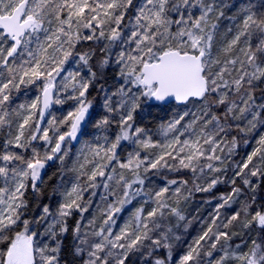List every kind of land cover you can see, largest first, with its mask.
<instances>
[{
	"label": "snow or ice",
	"instance_id": "6c2138e0",
	"mask_svg": "<svg viewBox=\"0 0 264 264\" xmlns=\"http://www.w3.org/2000/svg\"><path fill=\"white\" fill-rule=\"evenodd\" d=\"M0 264H264V0H0Z\"/></svg>",
	"mask_w": 264,
	"mask_h": 264
},
{
	"label": "trees",
	"instance_id": "16d2710c",
	"mask_svg": "<svg viewBox=\"0 0 264 264\" xmlns=\"http://www.w3.org/2000/svg\"><path fill=\"white\" fill-rule=\"evenodd\" d=\"M97 110H99V106H97ZM150 116H149V122L152 124H156L161 120H164L169 117V112L167 110L153 108L149 110ZM60 114V113H59ZM143 115V114H142ZM254 145L248 146V148H241L239 156L236 157L237 160L240 159V157L244 156L245 152H248L251 150V147ZM55 168L49 169L48 174L51 175L53 172H55ZM231 175V173H229ZM229 187L227 185H219L218 190H214L216 195H219L221 192H227L229 191ZM211 194H205V193H197L191 204L187 207L186 212L192 213V215L199 214L200 216L207 215L208 212L211 211V207L209 205H206L203 203V200L207 197H209ZM215 203V201H213ZM191 233V236H195L197 232L199 231V224L194 222L192 228L189 230ZM191 237H189L190 239ZM70 242V239H69Z\"/></svg>",
	"mask_w": 264,
	"mask_h": 264
},
{
	"label": "rangeland",
	"instance_id": "374dc122",
	"mask_svg": "<svg viewBox=\"0 0 264 264\" xmlns=\"http://www.w3.org/2000/svg\"><path fill=\"white\" fill-rule=\"evenodd\" d=\"M59 115V113H57Z\"/></svg>",
	"mask_w": 264,
	"mask_h": 264
}]
</instances>
